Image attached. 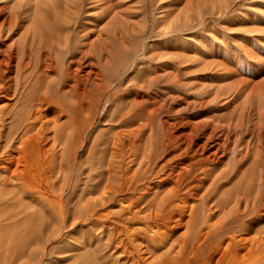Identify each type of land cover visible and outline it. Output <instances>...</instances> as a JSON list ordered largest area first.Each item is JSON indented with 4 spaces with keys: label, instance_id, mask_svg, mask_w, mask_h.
Listing matches in <instances>:
<instances>
[{
    "label": "bare ground",
    "instance_id": "1",
    "mask_svg": "<svg viewBox=\"0 0 264 264\" xmlns=\"http://www.w3.org/2000/svg\"><path fill=\"white\" fill-rule=\"evenodd\" d=\"M4 46L0 232L48 222L66 234L81 230L100 264L261 263L264 197L214 199L233 177L228 164L220 169L230 128L183 118L160 95L135 100V113L98 131V115L116 95L85 43L62 72V89L75 95L68 103L41 91L56 69L48 50L17 61Z\"/></svg>",
    "mask_w": 264,
    "mask_h": 264
},
{
    "label": "rangeland",
    "instance_id": "2",
    "mask_svg": "<svg viewBox=\"0 0 264 264\" xmlns=\"http://www.w3.org/2000/svg\"><path fill=\"white\" fill-rule=\"evenodd\" d=\"M81 42L116 95L98 131L135 113V100L161 95L183 118L230 128L220 169L233 177L214 199L264 197V0H0V48L13 46L17 61L48 50L56 69L41 91L66 103L75 95L62 72ZM53 224L1 231L0 241H15L0 245V264H100L87 233Z\"/></svg>",
    "mask_w": 264,
    "mask_h": 264
}]
</instances>
